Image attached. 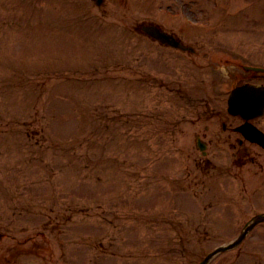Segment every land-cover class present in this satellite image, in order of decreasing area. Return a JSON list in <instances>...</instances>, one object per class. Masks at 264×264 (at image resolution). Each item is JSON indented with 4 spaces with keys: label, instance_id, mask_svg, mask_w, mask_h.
Masks as SVG:
<instances>
[{
    "label": "rangeland",
    "instance_id": "1",
    "mask_svg": "<svg viewBox=\"0 0 264 264\" xmlns=\"http://www.w3.org/2000/svg\"><path fill=\"white\" fill-rule=\"evenodd\" d=\"M252 1L0 0V264H197L264 210V166L196 164L198 131L224 118L206 101L220 104L235 65L264 64ZM210 11L216 28L196 30ZM148 21L198 49L139 37ZM211 264H264V223Z\"/></svg>",
    "mask_w": 264,
    "mask_h": 264
},
{
    "label": "water",
    "instance_id": "2",
    "mask_svg": "<svg viewBox=\"0 0 264 264\" xmlns=\"http://www.w3.org/2000/svg\"><path fill=\"white\" fill-rule=\"evenodd\" d=\"M152 34L158 38L176 44L175 40H170L163 35L157 28H150ZM229 109L233 113H242L249 118L264 112V86H255L251 84L239 86L233 90L229 99ZM264 221V213H259L253 217L244 227L241 234L232 242L222 245L209 253L200 264H208L210 260L218 253L232 249L239 245L246 237L248 232L259 222Z\"/></svg>",
    "mask_w": 264,
    "mask_h": 264
},
{
    "label": "flooded vegetation",
    "instance_id": "3",
    "mask_svg": "<svg viewBox=\"0 0 264 264\" xmlns=\"http://www.w3.org/2000/svg\"><path fill=\"white\" fill-rule=\"evenodd\" d=\"M224 118L226 120H223L222 122V131L219 133L214 132L210 137L211 140L221 142L225 141L234 148L236 147L235 141H238V143H240V146L244 145L248 140L244 138L243 134L236 129L240 122L236 123L237 120L228 122L227 120H229V117L225 115ZM206 129L209 131L210 126H207Z\"/></svg>",
    "mask_w": 264,
    "mask_h": 264
}]
</instances>
